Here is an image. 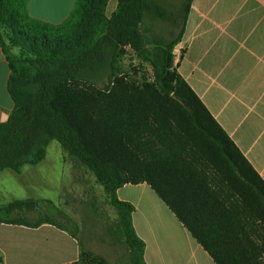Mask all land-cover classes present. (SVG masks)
<instances>
[{"label": "trees", "instance_id": "1", "mask_svg": "<svg viewBox=\"0 0 264 264\" xmlns=\"http://www.w3.org/2000/svg\"><path fill=\"white\" fill-rule=\"evenodd\" d=\"M109 1L75 0L53 24L31 16L28 0H0V47L13 103L0 124V172L41 163L56 141L103 187L127 264H146L145 246L132 226V205L116 193L141 183L215 264H264V181L173 65L192 0H185L180 30L168 42L149 41L140 29L145 15L162 12L156 0H117L107 16ZM126 48L151 66L152 80L121 72ZM103 76L106 83L96 86ZM38 204L2 205L0 223H48L77 238L49 218H22ZM79 245L76 264H108Z\"/></svg>", "mask_w": 264, "mask_h": 264}, {"label": "crops", "instance_id": "2", "mask_svg": "<svg viewBox=\"0 0 264 264\" xmlns=\"http://www.w3.org/2000/svg\"><path fill=\"white\" fill-rule=\"evenodd\" d=\"M112 1L107 16L116 8L117 0L111 6ZM74 3L28 0L27 8L31 16L58 24ZM34 4L43 14L31 12ZM51 11L62 20H53ZM173 56L178 74L264 181V0H192ZM9 75L0 47V124L13 109L7 93ZM44 162L25 165L19 172L1 171L0 206L29 199L60 201L61 190L58 199L50 195ZM116 194L133 207L132 226L144 243L146 264H215L146 183L124 185ZM79 242L48 223H0L3 264H76Z\"/></svg>", "mask_w": 264, "mask_h": 264}, {"label": "rangeland", "instance_id": "3", "mask_svg": "<svg viewBox=\"0 0 264 264\" xmlns=\"http://www.w3.org/2000/svg\"><path fill=\"white\" fill-rule=\"evenodd\" d=\"M155 3L162 12L155 11L145 15L140 29L144 38L149 41L168 42L180 30L185 0H156ZM36 5L31 7V12L43 14ZM51 12L53 20H62L61 14ZM12 51L18 52L14 47ZM120 69L138 80L141 77L153 79L151 66L141 63L130 48H126L120 61ZM105 83L104 76L95 80L98 87ZM44 161L46 166L43 167L49 169L47 172L50 173L46 181L50 186V195L58 199V192L61 190V200L55 203L39 202L35 209L26 210L22 218L29 222L49 218L74 233L83 250L104 258L108 264H127V247L116 229L117 215L109 204L103 187L96 182L91 172L73 160L56 141L48 145Z\"/></svg>", "mask_w": 264, "mask_h": 264}, {"label": "water", "instance_id": "4", "mask_svg": "<svg viewBox=\"0 0 264 264\" xmlns=\"http://www.w3.org/2000/svg\"><path fill=\"white\" fill-rule=\"evenodd\" d=\"M173 98L176 99L178 102H180L185 108H187L186 104L181 99H179L176 95H173Z\"/></svg>", "mask_w": 264, "mask_h": 264}]
</instances>
